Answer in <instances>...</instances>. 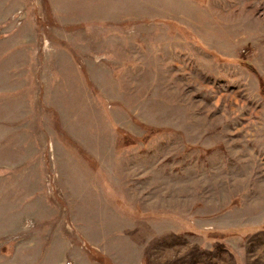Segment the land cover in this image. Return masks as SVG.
<instances>
[{"label":"rangeland","instance_id":"rangeland-1","mask_svg":"<svg viewBox=\"0 0 264 264\" xmlns=\"http://www.w3.org/2000/svg\"><path fill=\"white\" fill-rule=\"evenodd\" d=\"M264 0H0V264H264Z\"/></svg>","mask_w":264,"mask_h":264},{"label":"trees","instance_id":"trees-1","mask_svg":"<svg viewBox=\"0 0 264 264\" xmlns=\"http://www.w3.org/2000/svg\"><path fill=\"white\" fill-rule=\"evenodd\" d=\"M260 91H261V94L264 95V83L262 80H260Z\"/></svg>","mask_w":264,"mask_h":264}]
</instances>
